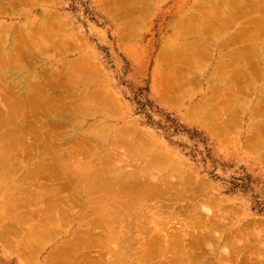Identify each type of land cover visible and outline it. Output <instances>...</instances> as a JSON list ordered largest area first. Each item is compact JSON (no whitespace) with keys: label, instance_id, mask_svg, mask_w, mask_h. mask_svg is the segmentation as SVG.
I'll return each instance as SVG.
<instances>
[{"label":"rangeland","instance_id":"374dc122","mask_svg":"<svg viewBox=\"0 0 264 264\" xmlns=\"http://www.w3.org/2000/svg\"><path fill=\"white\" fill-rule=\"evenodd\" d=\"M45 1H47V0H45ZM45 1L42 0L41 3H36V4H33L32 6L26 5L27 7H25V8L22 7L23 9L21 8L22 10L20 9V7H17L18 8L17 15H15L11 19L9 17H0V23L3 22L5 24L8 22H11V21L16 22L18 19H19V21L25 20L26 17L27 18L30 17V19H32V20H39V19H42L43 16L45 17V15H47V14L48 15L53 14L52 16H55V18L57 17L58 19L61 18L60 20H56L57 18L54 19L55 24L60 23L61 25L59 24V26H58V28L60 27L59 30H57L58 28L54 29V26L52 27V29H54L55 33H57L58 35L56 37H54L53 35L51 36L55 39L59 37V39L56 40V42H58L57 45H60V47L58 48V51L56 49V47H58V46L54 47L55 49H53V48L50 49V45L47 44L48 46L46 45V48L45 49L43 48L45 50V53H44V50H43V52L42 51L39 52V50H37V49L35 51L34 50L30 51V53H27V54L22 53L23 58L24 59L26 58L28 60V62L30 61L29 66H26L27 68L25 70L23 68L21 70H19V68H17L19 70V71L16 70V71H18V73L16 71L13 72V70L16 68L15 67V68H12L13 70L9 69L10 73L7 74L9 76H6L5 70H3L4 74L0 73V77L3 76L0 78V91L2 92V89H4L3 93H2L3 96L2 95L0 96V101L2 103V106H0L1 107L0 110L3 109L0 112H3L4 110H5V112H7V110H9V112H10L12 110V107L10 110L9 105H7V103H6V99H4L6 97L5 93H7L8 98L9 97L16 98V96H17L16 92L19 91L18 85H20V86H21V84L22 85H26V84L29 85V82H31V81L33 82L35 75L36 76L38 74L40 75V73H41L40 71H42L43 69L49 75V77L46 75V78L48 77L47 80L51 77L53 79L58 78V77H56V74L58 76H61V78L59 77V80L56 79L57 81L56 80L53 81V79L51 78L52 80L49 79L48 82H47V80L45 81V77H44V79H42L38 84V87H40V88H41V86H43V87L45 86L46 88L45 87L44 88L48 89V91L55 97H59V94H61L62 91L64 92V94H68V91L72 90L73 88H74V90L76 89V91L78 90L77 93L79 92V94H84V92H89V90L91 91L93 88L99 87L103 83L105 85V87L101 86L102 88H100V87L99 88H100V90L105 88V90L104 91L102 90V91L106 95H104L102 93V91L99 93H101V96L104 95V97L107 95L113 96L112 98L110 97L111 102L109 101V103L113 104L114 108H118L120 112H118V113L116 112L117 114L115 113V115H113V111H114L113 110V111H111L112 115L108 113V115H109V117H108L107 115L104 116V115H94L92 113L90 114L89 113L90 111H87V112L82 111V112H85L86 115L89 113L87 115V117L85 115H83L84 113L81 114V112H79V113L73 115L74 117H72V118H71L72 115L70 116L71 119L69 118L70 119L69 121L71 122V124H70V122L67 121V122L60 124V125L58 123L59 126L57 124H55L56 126H58L57 128H56V126L53 125L55 128L54 127L50 128L49 126H47L49 128H45V129H47L48 131L53 130V131H51L52 135L55 133H56V135H59V136L53 135L54 137L55 136L57 137V138L55 137L56 139H61L60 134H62V133H63L62 134V136H63L64 134L69 133V132L70 133L73 132L75 134V133L81 131L82 132L81 135H82V134H84V130H85V134H87L86 136H89L88 132L93 131V128L91 127V125H92V123H94L97 120V123L100 122L101 126H102V123H104V122H105L104 125L106 123L107 124L105 125V127H103L104 125L102 126L103 131L99 130L101 133V134H98L99 136L96 135V133L99 132V131H97L99 128L98 129L95 128L96 127V125H95L94 131H96V132L91 133L94 136L93 137L92 135H90V136H92L91 139H93V138L96 139L97 136L101 137L102 134L104 135L106 133L107 128L109 130V133L107 132L108 133L107 138L105 135L106 139L110 138V135H111V132L113 129L120 128V127L121 128L126 127L129 129H131L133 127L132 129H134L133 130L134 132H137V133L141 132V134L143 133L144 135H142V137L144 136L145 138L147 137L146 136V133H147V135H150L148 137L149 138L152 137L150 139L151 140L153 139L155 142H153V140L151 141L153 143L152 148L150 147L151 145L150 146L148 145L149 149L148 148H146V149L148 150L149 153H147L148 155L143 154V156L147 157V156L153 155L155 153H160V155H163V156L167 155L169 158H171V161L174 160L173 166L177 167V171L179 170L178 173H180V175L185 172L186 174L185 173L183 174L184 177H187L188 175L191 174L189 177H191V178L194 177L193 178L194 182H197V181L200 182L199 180H203L202 182L205 181V184L208 183L210 185V186H208V184H207V186L209 187V193L206 192L205 194L202 195L203 197L202 196L200 197L201 194H199L197 197L199 199L197 201L199 203L198 207H201L203 204V206H202L203 212H204V210L205 211L209 210L210 215L215 214L217 212L216 209H218L220 202H221L220 203L221 207L220 206L219 207L222 210H224L226 208L225 210H227V211H225V210L223 212L220 211V212H217V214L218 213L224 214L225 212H228V210H231V211L235 210L236 211V214H232L231 211H230L231 213L229 212L230 216H231V214L233 215V218L229 217L225 214L227 216L225 218L229 217L230 222H227L229 220L224 219L226 221L227 225L221 226L220 228L222 230H220L219 226L216 229L213 226L215 223H213L212 226L214 228L212 229V226H210V222H209V227L211 228V229L209 228V230H211V231L216 230V231L215 232L212 231V233H211V234H213L212 237H209L211 234L207 235L209 237V238L208 237L205 238L207 244H205L206 242L202 243V244H205L203 246H202V244H200L201 245L200 251H198L200 248L195 249V251H197V252H195L193 250L195 253H197L195 255H200V254L201 255H204V254L209 255V259H210V262L212 261L211 262L212 264L214 262H216V263L218 262L217 264H235V262H236V264H248L249 262H250L249 264H264V252H263L264 251V232H262V231H264V229H263L264 228V157H263L264 145L261 143V141L259 142V143H261L260 144L261 146L258 145L259 144L258 142H257L258 144H255V146H253V147H250L251 145L250 146L247 145L249 139H251L252 142H254L255 139L253 136H255L257 133H259V131H257L258 126L253 125V124L254 123L257 124L258 122L260 123L261 121H262L261 123H264L263 122L264 121V115L261 114V112L263 114H264V112L262 110H261V112L259 111L261 115H257L258 114V112H257V114L254 116V113H253L255 110V108L253 106L254 102L258 98H261L262 101L264 100L263 99L264 96H262L264 94V86H263L264 85V77L263 76L260 77L261 73H259L262 70H264V54L262 56L263 60L261 62L259 61L260 65H261V67H260L261 70H257V69H260L259 68V66H260L259 62H258V65H257V63L254 65V66H256L254 68H256L258 73H257V71L255 72L253 67L248 68L249 74L252 72L250 75L253 76L252 82L254 85L253 86L254 89L251 88L252 85L248 86L247 88L248 89L250 88L252 90V92L250 89L247 91H243L244 90L243 85H244V83H246V81H244V79H242L243 81H241V79L239 80V78H238L237 79L238 81L236 80V82H237L236 83V82H234L236 78L233 79L234 78L233 77L232 78L233 80H231L232 82L230 81V83H231L230 85L234 84L235 88L238 87L237 89L240 88L242 90V91L240 90V93L242 95L241 94L238 95V93H237L236 96H240L239 98H241V99H243L244 96L245 97L247 96L248 98L247 97L246 98L249 99L250 95H251V98L248 100L249 104L247 103V105H248L247 111H245L246 108L245 109L242 108V110H240L241 108L239 106L241 104H239V106H238L239 99L233 98V96L235 95V93L233 95L234 91L232 92L233 96L231 95L232 97H230L229 99L231 100L232 104H235L233 106H235V107L237 106L240 109L238 108L239 109L238 110V109H236L237 107L236 108L230 107V110L228 109V112H225L223 110H222L223 112L219 111V109H222L220 106L224 105V103L226 104L225 106L232 105V104H229L230 102H228V104L226 103V101L229 100L227 98V92L226 91L228 90V92H229L230 87H227L224 89L225 90L224 92L226 95L224 94L223 91H221V90L219 91V92L223 93V96L221 95V93L220 94L218 93V95L222 96L221 97L222 101H221V98H219V96L217 95L218 96L217 98H219V100L221 101L219 103L221 105L220 106H218L219 104L217 105V107H218L217 111L221 112L219 115H218L217 111H216L217 115L212 114L213 111H212L211 115H209V106H208L209 102L206 104L205 102H207L208 100H207V98H204L205 96L206 97L208 96V99H209V96H211L213 94L212 91L214 90L215 82L209 81V74L213 68V65L215 64L214 60L218 56V49L219 48L225 49L229 46L230 47V48L228 47L229 49L223 50L224 53L225 52L228 53V52L233 51L235 49L240 50V48H242L239 46L237 49V47L235 45L236 43H240V41L235 42V43L232 41V44L230 43V45H229V43H228V46H226V47L224 45H222L221 43L222 42L225 43L226 40L229 37H231V34L233 35L234 30L238 29L237 27H239L240 24H241V27H242L243 23H244V25H246L247 20H248L246 18L247 16L245 15V17H244L242 15H239L238 20L237 21L235 20V22H234L235 24H238V25H234V23H233V27H231V25L228 26L231 29H229L228 27H227V30L225 29L227 33L220 31L219 33H221V34H216V36H213L214 34H212V33L210 34L211 35L210 36L209 35L210 32H208L209 29L206 30L204 27V30H206L205 31L206 35L203 34V36H205V38L207 37L209 39V41L212 43L214 42L215 39H217V41H215L216 45L213 46L212 43L209 42V44H208L206 42L208 39L204 38L206 40L205 42L207 44L206 47L204 46L205 47L204 53H206L205 55L208 56V58H207V56H206V58L205 57L204 58H205V62L207 64H205V62H203L205 65H200L198 63V64H193L191 66L190 63H187V66H185L184 65L185 63L180 64V62L178 63V61L175 60V53H173L174 49L175 48L179 49V47L185 48L186 46L189 47L188 44L191 45L195 41L200 42L196 39L195 35L194 36L192 35V37H194V38L191 37V30H193L194 28L190 30V29H188V27L189 28H192L193 26L195 27L196 26L195 23L196 24L198 23L196 26V29H197L198 26L201 27L203 24L204 25L207 24L209 22V19H208L209 15L208 14L210 11L209 10L210 7H213V8H211V10L213 9L211 11V13L214 15L215 14L214 12L217 10V6L220 5L219 3H216L218 5L214 4V2H217V0H215L214 2H213V0H211V2H210V0H149V1H146V0H140V1L139 0H135V1L134 0L133 1L132 0H116V1L110 0L112 2H114V1L116 2L115 7H113L114 5L111 4L109 2V0H50L48 2H45ZM129 1H130V4H127ZM131 1H132V4L135 3L133 6V7H135V9L130 6ZM246 1L247 0H245V1L243 0L244 3ZM137 2H141V3H137ZM117 3H121V5L117 4ZM125 3H126V5L123 6ZM209 3L210 4L212 3V4L210 5ZM245 4H247V3H245ZM245 4H243V5H245ZM107 5L108 6L110 5L109 7L112 9L111 10L108 9V11H107L108 7L105 8ZM127 5H128V7H127ZM139 7H141L142 9ZM246 7H244V8H246ZM116 8L117 9L119 8L118 10H122V9L123 10L118 11ZM124 8H126V10ZM128 8L130 10H128ZM139 9H140V11H139ZM214 9H216V10H214ZM218 9H219V7H218ZM20 11H21V13H19ZM125 12H127V14ZM217 12H219V11H217ZM203 13L205 16L208 17L207 18L204 16L207 19H204L203 16H199V14L203 15ZM254 13L252 15H254ZM118 14H119V16H118ZM188 14L191 16L188 17L189 16ZM258 14H261V12ZM121 15H123V16H121ZM182 15L187 19H184V17ZM192 15H194V16H192ZM249 15H251V12L249 13ZM115 16H117V18H115ZM181 17H183V19L186 20V22L183 20V22H185V24L183 22H181ZM195 17L198 18V21L194 20ZM239 17L242 18L241 21H240L241 18H239ZM135 18H136V20H135ZM179 18H180V21L177 23L179 25H180V23H183L184 24L183 26L186 25L185 27H183L181 25L183 28H185L187 30L186 33H185V30H183L184 35L180 34L179 29L182 27L177 25V23H176V21H178ZM201 18H203V19H201ZM199 20H201V21H199ZM56 21H59V22L56 23ZM127 21L129 23H127ZM190 21H192V23H190ZM206 21H207V23H206ZM242 21H246V23L242 22ZM130 22H131V24H130ZM134 22L135 23L137 22V23L135 24ZM193 22H194V24H193ZM199 22H202L203 24L200 23L202 25H199ZM125 23H127L128 25H126ZM188 23H190V25H192V27H190V25ZM62 24H63V26H62ZM211 24H212V26L214 24L217 25V22L216 23L211 22ZM132 25H135V26H132ZM124 26H127V28H129V29H127L126 27L124 28ZM121 27H122V29H121ZM208 28H209V26H208ZM123 29L126 31L121 32V31H123ZM198 29H200V28L198 27ZM201 29L203 30L202 27H201ZM127 30H129V31H127ZM197 30H195V31H197ZM228 30H230V32H228ZM181 31H182V29H181ZM188 31L190 34H188ZM203 31H202V33H203ZM125 32H129V34L128 33L126 34ZM192 34H195V33H192ZM122 35H124L126 37H122ZM263 35H264V33H263ZM260 36L261 37H259V38L262 40L263 39L262 34H260ZM53 38L52 39L50 38L51 40H49V42L54 41L55 39L53 40ZM60 38H62V39H60ZM186 39H188V40H186ZM243 39H245V38H243ZM191 40H193V41H191ZM184 41H186L188 44L187 45L184 44L183 43ZM237 41H238V39H237ZM56 42H52V43L56 44ZM63 42H64V45H63ZM241 42H243V40ZM52 43H49V44H52ZM70 43L72 46L70 45ZM73 43H74V45H73ZM54 44H52V46H54ZM220 44L222 46H224V48H221ZM239 45L243 46L242 43ZM43 47H44V45H43ZM48 47H49V49H47ZM211 49L213 50V52ZM52 50H55V51H52ZM46 53L49 56L45 55ZM203 56H204V54H203ZM81 57L85 58L84 60L85 61L87 60L86 62L93 64V66L90 64H88L89 66H85V65H87V63L86 64L83 63L85 68L88 67V68H86V72L89 71L88 73L89 74L91 73L90 74L91 77L89 76V78H91V79H88V82L86 81L85 78L82 79V80L85 79V81L87 83L86 82H78L77 80L79 79V81H80L81 80L80 78H77L76 82H73L74 80H70V78H68L69 80L65 79L64 75H65L66 68H64V66L66 64L72 63L73 60L81 58ZM209 57H210V59H209ZM207 60L211 61V62H208ZM23 61L25 63V60H22L21 62H23ZM28 62H26V63L28 64ZM188 64H189V66H188ZM96 65H98V66H96ZM54 66H55V69L60 70V71L58 70L59 74L56 72V73H54L55 75H52L53 71L55 72V70L53 69ZM90 66L92 67V68H90L92 70L89 69ZM93 67H94V69H93ZM231 67H232V65H229L227 67V68H229L228 69L229 73H231L230 71L233 72V70H234L233 69L234 67H232V68ZM87 69H89V70L87 71ZM96 70H97V73H96ZM228 70L227 71L225 70V71L228 72ZM44 71H42L43 74L45 73ZM61 71L64 72V74L62 73L63 76L61 75ZM179 71H180V73H179ZM30 75H31L32 79L30 78ZM255 77H256V79H255ZM71 78L75 79V77H71ZM248 78L249 77H247V79ZM257 78H259V79L261 78L262 80L259 81ZM26 79L29 80V82H26L27 81ZM63 80H67L69 82L63 81ZM179 80L181 82H179ZM255 80H256V82H255ZM51 81L53 82V85H54V82L56 83L58 81H60V82L63 81L65 83L60 87L61 84L58 82L60 85H57V86L54 85L55 88H53V85L52 86L49 85L52 83ZM239 81L243 82V84L241 83L242 86L236 85V84H238ZM187 82L189 84L186 85ZM180 83L183 84L182 87H181ZM239 84H240V82H239ZM247 84L249 85V83H247ZM36 86L32 87L33 90H31V91L36 92V88H37ZM50 86L52 87V90H50V88H51ZM58 86L60 88H58ZM106 86H107V88H106ZM171 86H174L176 89L171 88ZM26 87L27 86H25V90H24L25 92L21 91V89H20V91H21V96L27 98L32 93H30L28 95L27 90L29 89V87H27V88ZM43 87H42V90H43ZM179 87H181V88H179ZM99 88L98 89L96 88V89L98 91H100ZM182 88H184V89L180 91V89H182ZM37 89H39V88H37ZM170 89L173 91H171ZM174 89H175V93L179 89L178 92L176 93L177 96L174 93ZM11 90L12 91L14 90L13 93H15V94H13V95H16V96H12ZM39 90H40V92H38V93H41V95H38V93H35V92H33V95L35 94L36 96L38 95V97H41L43 95V93L41 92L42 91L41 89H39ZM54 91L58 96L55 95ZM76 91L74 92V94H70V92H69L68 96L69 95L74 96ZM237 91L239 92V90H237ZM253 91H255V92H253ZM262 91H263V93L261 94ZM1 92H0V94H1ZM209 92L211 94H209ZM10 93H11V96H10ZM71 93H73V92H71ZM250 93H252V94H250ZM214 95L211 97L214 98L216 96V95L215 96ZM224 95L226 96L225 99L227 98L226 101L223 100ZM236 96H234V97H236ZM65 97H66V95H65ZM228 97H229V95H228ZM113 98L115 99L113 101H115V103L117 102L116 103L117 105H114V102L112 101ZM66 99H67V97H66ZM180 99L183 101H181ZM202 99H203V101H202ZM204 99L207 101H204ZM215 99H216V97H215ZM241 99H240V101H242ZM219 100L213 101V99H211V101H213L214 104H217L219 102ZM177 102L179 105L177 104ZM197 102L203 104V106H202L203 112L205 109H206V112H204V113L202 111L199 112L200 111L199 110L198 111L199 114H197V113L195 114L194 112L196 110H194V109L189 110L190 106L194 105V103H196L195 108H197V106H198ZM215 102H217V103H215ZM115 106H117V107H115ZM214 107H216V106H213V110H214ZM224 107H223V109H224ZM226 108H228V107H225L224 110H227ZM34 109L36 110L37 108H34ZM34 109H33V111L31 110L32 113H34L36 111H38L42 114L45 113L44 109L42 110V108L41 109L38 108V110H36V111H34ZM232 109L233 110L236 109L234 111V113H232L233 112ZM191 110L194 112H192ZM231 110H232V112H231ZM24 111H21V112H24ZM16 112H19V110L18 111L16 110ZM30 113L31 112L28 111V114H30ZM201 113H203V114H201ZM222 113L224 115H222ZM225 113H228L227 115L231 114L232 117L235 116V119L233 118L234 120L232 122L228 121V119H227L228 116ZM25 114H27L26 111H25ZM251 115H252V117L254 116L253 119H252ZM75 116L78 118H76ZM231 116L229 117V120L232 118ZM43 118L45 119V117H43ZM203 118L206 120L205 123H203V121H201ZM224 118H226V119H224ZM29 119L33 120L32 117H30ZM19 121H21V119ZM216 121H218V123ZM100 123H98V124H100ZM98 124H97V126H98ZM4 125L6 127L2 125V128L0 127L1 128L0 133L6 134V131L12 132V130H10V129H13L12 126H8L7 123ZM62 125H64V126H62ZM50 126H52V125H50ZM129 126H131V127H129ZM60 127H61V129H60ZM87 127H89V128L91 127L90 131H89V128H87ZM99 127H100V125H99ZM259 129H260V127H259ZM137 130L140 132H138ZM104 131H105V133H102ZM48 133H46V134L48 135ZM253 133H254V135H253ZM262 134H263V132L260 133L261 138L259 137V134L256 135V138L258 136L260 138L259 140L264 141L263 140L264 138L262 139V137H264V134H263V136H262ZM103 135H102V137H103ZM2 136H4V134ZM9 137H11V136L9 135ZM98 137H97L98 140L101 139ZM24 138L27 140H25ZM31 138L32 137L29 138L28 136L23 137V140L27 141L26 143L24 141V144L22 146V149L24 148V146H26L24 148L25 152H26V148H27L26 144L33 141V139H31ZM105 138L103 137V140ZM118 138H120L119 135H118ZM145 138L142 139V140H144L143 141L144 144L147 141ZM29 139H31V141ZM23 140H22V142H23ZM259 140H256V141H259ZM101 141H102V139H101ZM60 142H59V140L56 141V143H59L61 145H65L63 147H60L61 149L62 148L66 149L68 144L67 143L65 144V142L63 143V140ZM151 142L147 141V143H150V144H151ZM249 142H251V141H249ZM16 145H15L16 147L14 146L16 149L12 148L11 147L12 145L8 146V147H11V149H14V150L7 149L10 153L12 151L11 155H17L16 152L18 149H20L18 147V145H20V144H16ZM2 147L0 148V151H1ZM8 147L7 146L3 147L2 151H1L2 153L5 152V154L2 157H0V159H2L5 156V158L3 159L5 164H7L10 161L7 159H11V157L13 159L11 161L12 162L14 161V157L13 156L10 157L9 156L10 153L5 149ZM20 147H21V145H20ZM24 149L21 150L20 153H19V151L17 152L19 154H21L22 152L24 153L21 155H17V157L18 156L24 157V155H25ZM3 150H6V151H3ZM147 150L145 151V153L147 152ZM29 151L30 150H27L28 155L31 153V152L29 153ZM34 151H35V153H34ZM34 151H32V153H34L33 154L34 157L32 155V157L34 159H32V157H31V160H30L29 159L30 157L27 155V157L25 156V158H23V157L20 158V160H19L20 165L16 162L17 165H19L20 167L23 168L21 170V168L18 166L20 168L19 170H21L20 172L18 171V168H16V171H18L19 174L14 170V168L16 167L15 166L16 163H15L13 165L14 168L12 166H9L8 170L5 171V173H6V176H4L5 180H1L2 176L0 175V181H3V183H4V184H2L4 186H2V189L0 190V264H72L74 262H76L74 264H86L87 262H88V264H93V262H92V261H94L93 258H95V261H96V259L98 260L99 257L102 258V259L101 258L100 259L103 260V262H101V260L100 261L98 260V261H96V263L98 262L97 264H99L100 262L105 263L108 261H109L108 264H110V261L113 260V258H114V256L111 255L112 254L111 251H113L112 248H114V251L116 253V250L118 249V248L116 249V246L120 245L118 247H121V248L123 247V249H124V247H126L127 244H129V243H126V245H125L124 241H121L122 242V244H121V242L113 241L114 240L113 239L112 243L109 242L110 244L109 243L106 244L107 246L109 244L112 247V248H109L110 246H108L110 253L104 251L103 249H102L103 252H99L100 248L96 247V249H95V246L91 247L92 250L89 247H87V245L90 244V242H92V239H86V240L80 239L81 242L83 243V245L81 244V242H78V244L76 245L75 243H77V241H80L79 238L78 239L76 238L77 241H75L76 239L71 238L74 235L73 234L71 236V234L73 232H76L75 228H76L77 224L80 223L79 221H76V219H78L77 217L79 214H82L80 212L85 213V209H87L89 207V206L87 208L84 207V202H83L84 197L82 196L83 192H81L79 187H75L76 185L74 183H72V185L69 184L70 185V186L68 185L69 188L67 186H65L64 188H63V186L61 187L62 184H60V183L61 182L65 183L64 180H61V182H60L59 181L60 179H58L60 177H57L56 175L54 176L52 173H51L52 176H50V174L48 173L49 169H45L46 168L45 166H44V169L47 170L46 171L47 173L43 172L44 169H43V171L40 170L43 168V166H41V168H39L40 166L38 167L39 170L41 172H43V174H41V175L39 174L41 172L38 173L41 177L38 175L39 177H37L36 179L31 178L32 181L29 180L30 177H27V180L25 179V181L22 180L23 177H26V176H24V173H26V170L29 167H32V165L34 166L37 163V161L35 159V155L37 154V152L41 151V149L35 148ZM48 155L45 156V158H44L45 161L42 160L43 163L46 162L47 159H49V160H47V162H51L50 159H52L53 155L52 156H48ZM17 157H15V159ZM49 157H51V158H49ZM80 158H82L81 155H80ZM144 158L141 159V157H140L139 160H141V161H139V162L144 163ZM17 159H16V161H17ZM82 159H84V158H82ZM3 160H0L1 166H3V164H2ZM25 160H26V162L24 163ZM5 164H4V168L6 170L10 163L7 165H5ZM36 165H39V164H36ZM10 167H12V169L14 171ZM129 168L130 167L128 166V169ZM182 170H183V172H182ZM49 172H51V170H49ZM56 172L58 173V171H56ZM12 173L16 174L15 176L13 175L15 178H14V180H13V178H11L13 181H10L11 183H7L6 178L11 180L10 177L12 176ZM188 173H190V174H188ZM58 174H60V173H58ZM65 174L68 175L67 172ZM176 174L177 173H175L173 175V177H171V179H173V178L177 179L179 177L181 178L180 175L178 176V174L177 175ZM46 175H49V176H46ZM58 176H61V175H58ZM47 177H49V178H47ZM52 177H53V179H51ZM49 179H51V180H49ZM56 179H58L59 183L57 181H55ZM61 179H62V177H61ZM9 180H8V182H9ZM21 180H22V182H21ZM189 180H190V178H189ZM190 181H192V180H190ZM36 184L37 185L39 184L40 187H42L44 184L45 185L48 184L50 186L53 185V187H55V185L59 184L61 189L57 188V187H59L58 185L56 186V188L58 191L61 190V192L59 191L60 193L57 192L56 194H54V195H56V196H54L55 198L60 196L57 199L58 201H56V203L60 202L59 205H58V203L57 204L53 203L54 205L56 204L54 206L51 202L48 201V200H50L48 197L53 196V194H50L49 193L50 191H48V188H50V187L44 185L43 186L44 189L42 190V189H39L40 187L38 186L39 187L38 188L36 186ZM33 185H35L37 188L36 187L32 188ZM29 186H31L30 188H28L30 193H27L26 188ZM46 187H48L46 189L47 191L45 190ZM53 187L51 189H53ZM211 187H214L213 188L214 190ZM16 188H18V189L21 188L20 190L24 189L25 190L24 192H26L25 193L26 195L32 194L35 190L43 192V194L45 192L46 193L48 192V194L45 193L46 195H44V198H42V199H44V201L41 199L43 202L38 201L39 202L38 203L36 201L37 207H36L35 202H34L35 197L33 196L34 198L32 201L31 200L32 195H30L29 199L31 200V202H30V200H29V202L27 201L28 200L27 197H26L27 199L21 198V199H25V200H21L22 202H20V203H19V201L18 202L16 201L18 204L17 203H15L16 205L13 204V207H16V208L11 207V209H9L8 206H5L2 203V200L4 198L5 199L9 198L7 196L8 195L10 196V194L12 192L17 193L16 196L20 200V197H18L19 194L17 192L19 190H17ZM56 188H54V189H56ZM31 191H33V192H31ZM78 192H79V194H78ZM14 193L11 194V196H12L11 201L14 200V202H15L14 198L16 196L14 197V195H15ZM80 193H81V195H80ZM25 194L21 193V196L22 195L25 196ZM60 194L62 195L63 198H65V200L66 199L67 200L62 201ZM50 195H52V196H50ZM11 196H10V199H11ZM45 196H47L48 199ZM64 196H66V197L68 196L69 198L68 197L66 198ZM54 197L51 199H54ZM187 197H185V198H187ZM211 197H213V198H211ZM17 198H16V200H17ZM185 198L184 199L182 198L180 201L174 200L173 204H171L172 207L174 206L177 209L178 205L184 206V205H189V203L193 204V202H195L194 199L191 200V199H189V197H188V199H185ZM78 199L80 202L78 201ZM160 199H161L160 201L156 200L157 203L155 202V199H152V200L150 199L151 201L149 199L139 200V202L135 201L134 202L135 204L133 203L134 206L131 205L129 207V209L131 211L130 210H129L130 212L126 211L127 213H129V216L126 213V216L119 218V220L116 219L117 221L115 220V222H114V220L113 221L111 220L109 222L110 223L114 222L115 226H114V224L113 225L111 224V225L114 226V229H116L115 227H117V226H119V227L121 226V228H123L125 226L126 221L123 220L125 218H126V220L129 219L130 221L133 218L136 219V220L133 219V221H131V224H132V222H133V224L135 222L137 224H140V222L138 223V221L140 219H143L141 221V225L143 226L145 224L146 226L149 225V227H150L151 222H149V221H152V219L154 220V218L156 216L150 217V215H148V213L150 212L151 207L155 206L156 204L158 206L159 204L163 203V199L162 198H160ZM206 199H207V201L208 200H210V201L206 202ZM218 200L220 202H218ZM23 201H27V202H23ZM51 201L53 202V200H51ZM47 202H48V205H49V203H51V207L52 206H54V207L51 208L50 205H49V207H48V205L46 206ZM61 202H63V203L65 202V204H62ZM76 202H78L80 205L78 206V204ZM216 202H217L218 206H217ZM26 203H28V204L25 205ZM66 203L69 207H65ZM74 203H76V205ZM211 203H213V207L209 206V205H212ZM23 204H24V206H23ZM61 204L63 207H61ZM87 205H90V204L88 203ZM73 206L74 207L77 206V208H75L76 210L74 211V213L72 212V214H69L70 212H68L67 209L70 208L73 211L74 210ZM157 206H155V207H157ZM215 206H216V208H215ZM17 207H18V209H17ZM205 207L207 208V210L205 209ZM222 207H224V209ZM53 208H54V210H53ZM58 208H61L60 211L63 210L64 212L68 213V214L66 213L65 215H68V217L70 216V218H69L70 223L68 222L69 219H67V216H65V217L67 219V222L70 225L64 221L63 225L65 226V228H64V226L62 228V223H61L59 230L57 229V230H55V232H54V230H52V233H53L52 236H54V237L50 236L52 234L51 231H45V230H43L44 233L40 232L36 235V233H37L36 232L34 234L32 228L36 229L35 227L38 226V229H40L39 227L43 226V223H45L47 220H48L47 226L49 225V226H51V227L48 226L49 229H51V228L53 229V224L56 223V221L54 220V215L55 214H56L55 216L58 215L56 212L55 213H53V212L56 211ZM82 208H83V210H82ZM212 208L213 209L215 208L214 210L216 212H214ZM220 208H219V210H220ZM36 209L38 211H36ZM89 209H90V207H89ZM238 210L240 212H238ZM43 211H46L47 213L44 212L45 215H41V213L43 214ZM63 211H62V215H63ZM87 211H88V209H87ZM212 211L214 213H211ZM20 212H23V215L32 214V216L28 215L29 216L28 218H30V217H33V218L28 220L27 222L23 221L24 224H23V222L22 223L20 222L19 226H18V224L13 225V216H16L17 214H21ZM35 212H37V213H35ZM57 212L59 213V210ZM144 212H145L146 221L148 220V222L144 221L145 220L144 215H142V214H144ZM206 213L205 212L202 213L203 215H201V216L205 217L208 214V213L207 214ZM229 213H227V214L229 215ZM33 214H34V216H33ZM59 214H61V212ZM136 214L137 215L141 214V216L138 215L140 218H138V216ZM149 214H151V213H149ZM182 214L183 213H180L181 216H182ZM223 214L221 215L222 216L221 219H223V217L225 216ZM237 214L239 217L237 216ZM40 215L42 216V218ZM131 215L133 216V218ZM216 215H214V217L212 216V219L215 218ZM234 215H236L237 218L234 217ZM45 216H48V217H45ZM164 216L165 215H163V217ZM174 216H176V215H174ZM174 216H173V218H169V220H168L169 222H167L165 220L166 219L165 217H164L165 219H162L160 217L162 220L159 219L158 217H156V218H158V219L154 220V221H156L155 222L156 225L154 224V221H152L153 222L152 225H155L156 227L159 226L161 228H164V230L167 228L169 230H171L174 227L179 226V223L177 224L178 221H176ZM181 216L179 218L184 219V217H183L184 215L182 216L183 218ZM62 217L60 215V218H62ZM65 217H63L62 220H64ZM90 217L91 216H89L88 218H85V219L86 220L91 219L92 217L91 218ZM141 217H143V218H141ZM218 217H220V216L218 215ZM28 218H26V219H28ZM44 218L45 219L47 218L46 221L44 220ZM137 218L139 219L138 221H137ZM149 218H152V219L150 220ZM209 218H211V216ZM42 219H43V221H42ZM50 219H51L52 225H51ZM219 219L220 218L216 219V222L218 220L220 223L221 220H219ZM78 220H80V219H78ZM157 220L162 221L161 222L162 224L160 223V221H157ZM224 220H222V221L224 222ZM80 221L84 222L85 220L82 219ZM209 221H210V219H209ZM109 222H108V224L106 223L107 225L104 223V225H105V226L103 225L104 229L114 230L113 228H110ZM165 222H166L167 226H166ZM250 222H251V224H250ZM121 223L124 225H122ZM243 223H245L244 224L245 227L248 226L247 229H249V231L253 230L252 231L253 233L252 232L249 233V231L247 230L248 233L246 234L245 233L246 230L243 227ZM173 224H175L174 227H173ZM255 224L259 225L256 228L257 231H255V229H254L256 227ZM20 225H21V227H20ZM215 225H217V223ZM220 225H222V223H220ZM17 226L19 228H17ZM108 226H109V228H105ZM239 226L240 227L242 226L243 227L242 229L245 231H243ZM251 226H252V228H253V226H255V227L253 229H250ZM119 227L117 228V230L121 229ZM236 227H238L239 229H237ZM259 227H260V229H259ZM81 228L82 227H80V229ZM97 228H98V226H97ZM100 228L97 229V231L94 230L95 228H93V230L98 232V233L101 230L103 232L104 230L103 229L100 230ZM235 228L237 229V231H239L241 229L242 231H239L241 233V234L239 233L240 236H242V235L245 236V234H246V238L244 236L238 237V235L235 238V236L233 234V233L237 234L236 232H234ZM66 229H67V231H66ZM190 229H191L190 232L193 231L194 233L193 232L192 233L194 235H196L198 233V231L196 232L195 230L199 229V233H200L201 226H194V227H191ZM261 229H262V231H261ZM63 230H65V231H63ZM259 230H260V233L262 232L261 234L258 233ZM40 231H41V229H40ZM59 231H61L60 234H59ZM203 231H204V229L202 227V232ZM231 231H233V233ZM254 231L256 232V234ZM46 232L48 235H46ZM48 232H50V233H48ZM96 232H94V233H96ZM102 232H101V234H102ZM227 232H230L231 233L230 235L232 236V234H233V236H234V237L232 236L234 239H232L230 237L231 238L230 240H233V242H234L233 243L234 249L238 245L237 249L239 251L240 250L244 251V252H242V251L239 252L237 250V252L239 254L237 252L236 253L239 256L236 255V253H235L236 250L234 251L233 248L231 247V245L229 243V237H228L229 234ZM199 233L196 236H198V235L200 236ZM251 233L253 235L255 234V235H260V236H258V237L254 236L255 237L254 238L253 235L251 236ZM201 234H203V233H201ZM249 234H250V236H247ZM215 235L219 238H217ZM47 236H49V237H47ZM214 237H216V238H214ZM220 238H222V239H220ZM227 238H228V241L227 240L225 241V239H227ZM68 239H70L71 241ZM216 239H219V240H216ZM247 239H248L249 244L247 242ZM89 240H90V242H89ZM109 240L111 241V239H109ZM109 240H107V241H109ZM64 242H66L67 245L65 244V246H64ZM84 242H89V243L85 246ZM106 242H104V243H106ZM139 242L140 243H137L134 245L133 250L132 249L130 250L128 248H127V250H125V249L123 250L124 252H126L125 253L126 259L125 258H124V260H123V258L120 259L123 262L119 261L118 255H117V257L114 258V259L118 258L117 261L114 260L112 262L114 263V262L119 261L120 262L119 264H130L129 255L133 254L134 251L136 252L138 250V245H140L142 243V240H140ZM230 242L232 243V241H230ZM236 242H238V243L244 242V245L241 243H239L240 244L239 245ZM93 244L94 243H92V245H90V246H93ZM234 244H236V245H234ZM246 244H248L246 246V248H248V250L252 249L251 252L247 251V249H244ZM72 245L73 246L76 245V247L78 246L77 249L75 246L73 247ZM80 245L84 248L81 251V252H84V254L82 255L83 257L81 256L82 253L79 251ZM253 245H255V246H253ZM204 246H206L207 249H211V248L212 249L210 251L206 250V248ZM239 246H241L243 248H240ZM252 246L254 248H256L257 252ZM66 247H67L68 251H67ZM82 247H81V249H82ZM202 247H204V248H202ZM86 248L89 249L90 251L89 250L87 251ZM228 248H230V249L232 248V249L229 250ZM69 249H70V251H69ZM203 249L206 250L205 251L206 253L205 252L203 253V251H204ZM232 250H233L235 256L234 255L230 256V253H233V252H230ZM77 251L80 254H76ZM91 251H92V253H91ZM71 252H72V255L75 252L76 253L72 256V255H70ZM98 252L102 255L100 256ZM104 252H106V255L105 254L103 255ZM107 253H109V255ZM167 253H165V255H170L169 252H167ZM225 253H227V255L229 253V257ZM242 253L244 255H242ZM251 253L252 254L254 253V254L252 255ZM89 254H91V255H89ZM133 255H135V254H133ZM163 255H164V252H163V254L161 253V255L159 257L157 256L156 258L159 260L160 259L162 260V258H164V257H162ZM219 255L221 256L220 260H219ZM222 255L223 256L226 255V256L223 257ZM86 256H88V257L90 256L89 258L92 259L91 263H89L90 262L89 259H86L87 258ZM121 256H124V255H119V257H121ZM236 256H238V257H236ZM210 257H212V258H210ZM241 257H243V258H241ZM247 257H248V260H246L247 263L246 262L243 263V261H245L244 259L245 258L247 259ZM256 257L259 261L261 260L262 263L261 262L259 263V261L256 260ZM69 258H70V260H69ZM71 258L72 259L74 258V259L71 260ZM83 258L86 259L87 261L86 260L84 261ZM106 258H107V260L109 258L110 259L108 261L107 260L105 261L104 259H106ZM251 258H253V259H251ZM81 259H82V261H81ZM70 261H72V262L70 263ZM255 261H257V262H255ZM114 264H116V263H114Z\"/></svg>","mask_w":264,"mask_h":264},{"label":"bare ground","instance_id":"6f19581e","mask_svg":"<svg viewBox=\"0 0 264 264\" xmlns=\"http://www.w3.org/2000/svg\"><path fill=\"white\" fill-rule=\"evenodd\" d=\"M39 1V2H38ZM41 1L42 0H0V17H9L10 19L11 18H13L15 15H17V10H18V8L17 7H20V9L22 8V7H27L26 5H29V6H32L33 4H36V3H41ZM45 1V0H44ZM48 1H50V0H47V1H45V2H48ZM116 1V0H115ZM112 2V1H110L109 0V2L111 3V4H113L112 6L113 7H115V4H116V2ZM133 1V0H132ZM132 1H131V7H133L134 6V4H132ZM135 1V0H134ZM140 1V0H139ZM146 1H149V0H146ZM215 0H213V2H214ZM245 1V0H244ZM145 2V1H144ZM210 2H211V0H210ZM107 3V2H106ZM137 3H141V2H137ZM216 3H219L220 5H218V4H216ZM245 3H247V4H245ZM243 2V0H217V2H214V4L215 5H218L217 6V10L216 9H214V10H216L214 13V15L211 13V11L213 10H211V8H213V7H210V11H209V18L207 17V16H205L204 15V13H203V15H200L199 14V16H205V17H207L208 19H209V22L207 23V21H206V23L208 24H203L202 22H199V25H202L201 27L203 28V30H204V27H205V29L207 30V29H209L208 30V32H210L209 33V35L212 33V34H214L213 36H216V34H221V33H219L220 31H223V32H226V30H227V27L228 26H230L231 25V27H233V23L235 22V20L237 21L238 20V16L239 15H242V16H244L245 17V15L247 16L246 18L248 19H246L247 20V23H246V21H242V22H245L246 23V25H244V23L242 24V27H241V24H240V26L239 27H237L238 29H235L234 30V33H233V35L231 34V37H229L227 40H226V42L225 43H221L222 45H224L225 47L226 46H228V43H229V45H230V43L232 44V41L235 43V42H239L240 41V43H236L235 45H236V47H237V49H238V47L240 46V47H242V48H240V50H233V51H230V52H223V50H227V49H229L228 47L227 48H225V49H218V56L216 57V59L214 60V65H213V68H212V72L210 71V74H209V81H211V82H215V86H214V90L212 91L213 92V94L211 95V96H213L214 94L216 95H214L215 97H216V99H215V97L213 98V97H211V96H209V99H208V96L206 97H204V98H207V100H205L204 99V101H207V102H205L206 104L209 102V104H208V106H209V115H211V113H212V111H213V113L212 114H216V111H217V109H218V107H217V105L222 101V96H223V93H221V92H219L220 90L221 91H225L224 89L225 88H227V87H230L229 88V92H228V90L226 91L227 92V98L229 99L230 97H232L233 95H234V93H235V95L234 96H236L237 95V93H238V95L239 94H241L240 93V88L239 89H237V88H235V85L233 84V85H230L231 83H230V81L231 80H233V79H235V81L234 82H236V80L239 78V80L241 79V81H243L242 79H244V81H246V83H244V85H243V87H244V90L243 91H247V90H249L247 87L248 86H250V85H252V89H254L253 88V80H252V77L253 76H251L250 74L252 73H250L249 74V70H248V68H252L253 67V69L255 70V72L257 71V70H261V65H260V62L263 60V58H262V56H263V54H264V35H263V33H264V0H247L246 2ZM117 4H120L121 5V3H117ZM127 4H130V1L127 3ZM210 4V3H209ZM212 4V3H211ZM210 4V5H211ZM243 4H245V5H243ZM126 5V3L123 5V6H125ZM137 5V4H136ZM139 5V4H138ZM209 5V6H210ZM214 5V6H215ZM244 7H246V8H244ZM110 6V5H109ZM108 5L105 7V8H107V11H108V9H112V8H110ZM118 6V5H117ZM116 6V7H117ZM140 6V5H139ZM213 6V5H212ZM120 7V6H119ZM127 7H128V5H127ZM218 7H219V9H218ZM221 7V8H220ZM134 9H135V7H133ZM138 8V7H137ZM139 8H141V7H139ZM243 8V9H242ZM23 9V8H22ZM21 9V10H22ZM117 9V8H116ZM119 9V8H118ZM117 9V10H118ZM125 10H126V8H124ZM142 9V8H141ZM106 10V9H105ZM109 10V11H110ZM123 10V9H122ZM122 10H118V11H122ZM124 10V11H125ZM128 10H130L129 8H128ZM255 12H253V11ZM138 11V10H137ZM139 11H140V9H139ZM144 11V10H143ZM217 11H219V12H217ZM251 12V15L254 13V15H249V13ZM111 12V11H110ZM217 12V13H216ZM249 12V13H248ZM261 12V14H258V13H260ZM19 13H21V11L19 12ZM113 13V12H112ZM126 14H127V12H125ZM135 13V12H134ZM133 13V14H134ZM247 13V14H246ZM212 14V15H211ZM258 14V15H257ZM53 14H47V15H45V17L43 16L42 17V19H39V20H32V19H30V17H26V19L25 20H20L19 21V19L16 21V22H8V23H0V73H2V74H4V72H3V70H5L6 71V76H9V75H7V74H9L10 73V71H9V69H11V70H13L12 68H15L14 70H13V72L14 71H16V70H18L17 68H19V70H21L22 68L25 70L27 67L26 66H29V62H28V60L25 58H23V55H22V53H30V51H35L36 49L37 50H39V52L40 51H42L43 52V50L46 48V45L48 44V45H50V49H55L54 47H56V46H58V47H56V49H57V51H58V48L60 47V45H57L58 44V42H56V40H58L59 39V37L58 38H53V37H51L52 35L54 36V37H56L58 34L57 33H55V30L54 29H57L58 28V26H59V24L60 23H57V22H59V21H56V23L57 24H55L54 23V19H56L55 18V16H52ZM55 15V14H54ZM132 15V14H131ZM189 15V14H188ZM207 15V14H206ZM250 17H249V16ZM118 16H119V14H118ZM121 16H123V15H121ZM133 16V15H132ZM183 16V15H182ZM187 16V15H186ZM191 15H189L188 17H190ZM192 16H194V15H192ZM184 17V16H183ZM183 17H181V22H183V20L184 19H187V18H185L184 17V19H183ZM204 17V19H207V18H205ZM243 17V18H244ZM115 18H117V16H115ZM120 18V17H119ZM125 18V17H124ZM131 18V17H130ZM129 18V19H130ZM197 17H195L194 18V20H196V21H198V18L196 19ZM239 18H241V17H239ZM61 19V18H60ZM60 19H56V20H60ZM132 19V18H131ZM191 19V18H190ZM201 19H203V18H201ZM135 20H136V18H135ZM242 20V18L240 19V21ZM245 20V19H244ZM123 21V20H122ZM180 21V18L178 19V21H176V23L177 22H179ZM185 22H186V20H184ZM193 21V20H192ZM192 21H190V23H192ZM199 21H201V20H199ZM205 21V20H204ZM55 24H53V23ZM185 22H183L184 24H185ZM211 22H214V23H216L217 22V25H213L212 26V24H211ZM127 23H129L128 21H127ZM127 23H125L126 25H128ZM135 23V22H134ZM137 23V22H136ZM135 23V24H136ZM183 23H180V25L177 23V25H179V26H183L184 24ZM190 23H188L189 25H190ZM200 23H202V24H200ZM238 23V22H237ZM130 24H131V22H130ZM187 24V23H186ZM193 24H194V22H193ZM198 24V23H197ZM197 24L195 23V25L197 26ZM61 25V24H60ZM65 25V24H64ZM207 25V26H206ZM234 25H238V24H235L234 23ZM244 25V26H243ZM54 26V29H52V27ZM62 26H63V24H62ZM130 26V25H129ZM132 26H135V25H132ZM181 26V27H182ZM186 26V25H185ZM185 26H183V27H185ZM196 26L194 27H192V25H190V27H192V28H189L188 27V29H195V30H197L198 29V27L200 28V29H198L197 31H195L194 29V31L193 30H191V37H192V35L194 36L195 35V37H196V39L198 40V41H200V42H196L195 40V42H191L192 44L190 45V44H188L186 41H184L183 43L184 44H188L189 45V47L188 46H186L185 48H183V47H179V49L178 48H175L174 49V52L173 53H175V60L176 61H178V63L180 62V64H183V63H185L184 65L185 66H187V63H190L191 64V66L193 65V64H200V65H205V64H207L206 62H205V58H206V56L207 55H205L206 53H204L205 52V47H206V42L209 44V39L206 37L205 38V36H203V34H205L206 35V30H202L201 29V27L200 26H198L197 27V29H196ZM208 26H209V28H208ZM127 28V26H124V28ZM180 28L179 29V31H180V34H183L184 35V33H183V30H185V33H186V29L185 28ZM229 29H231L230 27H228ZM60 29V27L57 29V30H59ZM121 29H122V27H121ZM127 29H129V28H127ZM133 29V28H132ZM131 29V30H132ZM181 29H182V31H181ZM212 29V30H211ZM226 29V30H225ZM56 30V31H57ZM65 30V29H64ZM124 31H126V30H124L123 29V31H121V32H124ZM127 31H129V30H127ZM133 31V30H132ZM135 31V30H134ZM178 31V32H179ZM202 31H203V33H202ZM232 31V30H231ZM177 32V33H178ZM182 32V33H181ZM228 32H230V30H228ZM126 34L128 33L129 34V32H125ZM132 33V32H131ZM192 33H195V34H192ZM227 33V32H226ZM124 34V33H123ZM179 34V33H178ZM188 34H190L189 33V31H188ZM187 34V35H188ZM260 34H262V37H263V39L261 40L259 37H261L260 36ZM225 35V34H224ZM211 36V35H210ZM212 36V37H213ZM223 36V35H222ZM244 36V37H243ZM122 37H126V36H124V35H122ZM190 37V38H191ZM53 38V40L54 41H50L49 42V40H51V39ZM192 38H194V37H192ZM191 38V39H192ZM208 39L207 41L205 40V39ZM217 38V37H216ZM243 38H245V39H243ZM60 39H62V38H60ZM212 39V38H211ZM214 39V38H213ZM237 39H238V41H237ZM241 39V40H240ZM186 40H188V39H186ZM243 40V42H241ZM190 41V40H189ZM188 41V42H189ZM191 41H193V40H191ZM206 41V42H205ZM215 41H217V39H215L214 40V44L212 43V42H210V43H212V45L214 46V45H216L215 44ZM263 41V42H262ZM52 42H56V44H54V43H52ZM62 42V41H61ZM77 42V41H76ZM49 43H52V44H54V46H52V44H49ZM190 43V42H189ZM242 43V45L243 46H241V45H239V44H241ZM183 44V45H184ZM220 44V45H221ZM238 44V45H237ZM43 45H44V47H43ZM47 45V46H48ZM62 45V44H61ZM63 45H64V42H63ZM69 45V44H68ZM70 45H71V43H70ZM73 45H74V43H73ZM221 45V48H224V46H222ZM234 45V46H235ZM41 46V47H40ZM72 46V45H71ZM205 46V47H204ZM34 47V48H33ZM188 47V48H187ZM44 48V49H43ZM42 49V50H41ZM47 49H49V47L47 48ZM46 49V50H47ZM212 50V49H211ZM52 51H55V50H52ZM38 52V51H37ZM41 52V53H42ZM212 52H213V50H212ZM211 52V53H212ZM44 53H45V50H44ZM209 53V52H208ZM43 54V53H42ZM202 54V55H201ZM203 54H204V56H203ZM45 55H47V53L45 54ZM199 55V56H198ZM217 55V54H216ZM34 56V55H33ZM36 56V55H35ZM47 56H49V55H47ZM210 56V55H209ZM38 57V56H37ZM205 57V58H204ZM211 57V56H210ZM210 57H209V59H210ZM207 58H208V56H207ZM25 60V63H24V61L23 62H21L22 60ZM85 58H78V59H75V60H73V62L72 63H69V64H66L65 66H64V68H66V71H65V79H67V80H69L68 78H70V80H74L73 82H76V79L77 78H80L81 80L79 81V79L77 80L78 82H88V79H91V78H89V76L91 77V73L89 74L88 72V70L90 69V68H92L91 66L89 67V69H87V71L88 72H86V68H88V67H86L85 68V66H89L88 64H90V65H92L93 66V64H91V63H89V62H86L85 60H84ZM89 59V58H88ZM21 60V61H20ZM85 61V62H84ZM208 61V60H207ZM260 61V62H259ZM26 62H28V64L26 63ZM203 62H205V64L203 63ZM208 62H211V61H208ZM258 62H259V68L260 69H257L256 70V68H254V67H256V66H254L256 63H257V65H258ZM24 63V64H23ZM83 63H87V65H83ZM203 63V64H202ZM26 64V65H25ZM183 65V66H184ZM210 65V64H209ZM229 65H232V67H234L233 69V72L232 71H230L231 73H229V68H227ZM24 66V67H23ZM96 66H98V65H96ZM188 66H189V64H188ZM231 67V68H232ZM58 68V67H57ZM258 68V67H257ZM52 69V68H51ZM53 69L55 70V72L53 71V74L52 75H55L54 73H58L59 74V71L57 70V69H55V66L53 67ZM93 69H94V67H93ZM98 69V68H97ZM100 69V68H99ZM18 70V71H19ZM90 70H92V69H90ZM228 70V72H226V71ZM18 71H16L17 73H18ZM42 71H44V69L42 70ZM42 71H40L39 73H40V75L38 74L37 76L35 75V77H34V80H33V82L31 83V82H29V80H27L26 82H29V85H22L21 84V86L20 85H18L19 87V91L18 92H16V95H13V94H15V93H13V91L11 92L12 93V96H16V98H13V97H9L8 98V96H7V93H5V95H6V97L4 98V99H6V103H7V105H9V107H10V110H11V107H12V110L9 112V110H7V112H5V110L3 111V112H0V127L2 128V125L3 126H5L4 124H6L7 123V125L8 126H12V128L13 129H10V130H12V132H8V131H6V134L5 133H3L4 134V136H2L3 134L2 133H0V148L3 146V147H8V146H11L12 148H14V149H16L15 147L17 146L16 144H20L21 145V147H20V145H18V147L20 148V149H18L17 150V152L19 151V153H20V151L21 150H23L26 146H24V148L22 149V146H23V144H24V141L25 140H27V139H25V140H23V137H26V136H28L29 138L30 137H32L31 139H33V141L32 142H30L31 141V139H29L30 141V143H28V144H26L27 145V148H26V152H25V149H24V152H25V155H24V157L23 158H25V156L27 157V155H28V152H27V150H30L29 151V159L31 160V157H32V155L35 153V148H40L41 149V151H39V152H37V154L35 155V159H36V161H37V163L36 164H39V165H32V167H29L27 170H26V173H24V176H26V177H23L22 178V180H24L25 181V179L27 180V177H30V181H32L31 180V178H34V179H36L37 177H39L41 174H43V172H46L47 170H45V169H49V170H51V172H49V170H48V173L50 174V176H52V174L55 176H57V177H60V178H58V179H60L59 181L61 182V180H64V182L65 183H63V182H61L60 184H62L61 185V187L63 186V188L65 187V186H67L68 187V185L69 184H71L72 185V183H74L76 186L75 187H79V189L81 190V192H83L82 193V196L84 197V200H83V202H84V207H90V209H89V207L87 208L88 209V211H87V209H85V213H83V212H80V213H82V214H77L78 215V219H80V220H85L84 222H81L80 220H78V219H76V221H79L80 223H78L77 224V226H76V228H75V231L76 232H73L72 234H71V236L73 235V237H71V238H74V239H78L79 238V240L81 239V240H86V239H92V242H90V240H89V242H90V244H88L89 242H84V245L86 246L87 244L89 245H87V247H89L91 250H92V248L91 247H94L95 246V249H96V247L97 248H100L99 249V252H103L102 251V249L104 250V251H106V252H109L110 250H109V248H112L109 244V242H111L112 243V240L113 241H118V242H121V241H124L123 243L126 245V243H129V244H127V246L126 247H124V249L125 250H127V248L128 249H134L133 247H134V245L135 244H137V243H140L139 241L140 240H142V243L140 244V245H138V250L135 252L134 251V253L133 254H135V255H133V254H131V255H129V262H130V264H212L211 262H210V259H209V255H195V254H197V253H195V252H197V251H195V249H197V248H200V244H202L203 242H206V237H208L207 235L209 234H211L212 233V231L211 230H209V222H210V226H212L213 225V223H217V225H213L216 229H217V227L219 226V228L221 227V226H226L227 225V223H226V221L225 220H229L230 218L229 217H232L233 218V215L232 214H236V211L234 210H228V212H225L224 214L223 213H218L217 214V212H220V211H224L225 209H224V207H222L224 210H222L220 207V199L218 200V202H220L219 203V206H218V204H217V202H216V204H217V206H218V209H216L217 210V212L214 210L215 208H216V206H215V208L213 209V211L214 212H216L215 214H212V215H210L209 214V210H207V208L205 207V209L208 211H205L204 210V212L207 214L205 217H202L201 215H203L202 213H204L203 212V208H202V206H203V204H202V206L201 207H198V205H199V203L197 202L199 199L197 198L198 197V195L199 194H201L200 195V197L203 195V194H205L206 192L207 193H209V187L208 186H210L208 183H206L205 184V181L204 182H202L203 180H199L200 182H194L193 181V178H191V177H189L191 174L190 173H188V174H190V175H188L187 177H184V173L183 174H181L180 175V173H178L179 172V170L177 171V167H174L173 165V162H174V160H172L171 161V158H169L167 155H160V153H155V154H153V155H149V156H147V157H145V156H143V154L144 155H148L147 153H149L148 152V150L146 149V148H148L149 149V147H148V145L152 148V140L150 139V138H152V137H148V136H150V135H147V133H146V140L148 141V142H151V144L150 143H147V141L145 142V144H144V140H142V139H144L143 137H142V135H144L143 133L141 134V132L140 131H138V132H140V133H137V132H134L133 130L134 129H129V128H126V127H123V128H116V129H113L112 130V132H111V135H110V138H108V139H106L107 138V136H108V133H109V130H108V128L106 129V133H105V131L104 132H102V133H105L104 135H103V137L105 138V135H106V140L104 139L103 140V137H102V135H101V137H98L99 135L98 134H101L100 133V131H103V127H105V125L107 124H105L104 125V123H102V126H101V123L100 122H98V123H100V124H98L97 123V120L94 122V123H92V125H91V127L93 128V131L92 132H96V131H94V127H95V125H96V127L95 128H99L97 131H99V132H97L96 133V135H98L97 137L98 138H101L102 139V141H101V139H97V137H96V139L95 138H93V139H91V137L93 136V134H91L92 132H88V134H89V136H86L87 134H85V130H84V134H82L81 135V131L80 132H77V133H73V132H69V133H66V134H64L63 136H62V134H60L61 136V139H56L57 137L56 136H59V135H56V133L55 134H53V135H56L55 137L52 135V133H51V131H53V130H47V129H45V128H51V127H54V126H56L55 124H57L58 125V123H59V125L60 124H63V123H65V122H70L69 120L72 118V117H74L73 115H75V114H77V113H79V112H81V114L82 113H84L83 115H85L86 117H87V115L90 113H92V114H94V115H107L108 117H109V115H108V113L109 114H111V111H113V115H115V113L117 112H120L119 111V109L118 108H114V106H113V104H110L109 103V101L111 102V98L113 97V96H109V95H107V96H105L104 97V95H106L105 93H103V91L105 90V88L104 89H101L100 90V88H102L101 86H103V87H105V85L102 83V85L101 86H99V87H95V88H93L91 91L89 90V92H84V94H79V92L77 93V91H76V89L74 90V88L72 89V90H69L68 91V94H69V92H70V94H74V92L76 91V93H75V95L72 97L71 95H69L68 96V94H64V92L62 91V93L61 94H59V97H55V96H53L49 91H48V89H45L43 86H41V88L40 87H38V84H39V82L42 80V79H44V77H45V81L47 80V78L49 77V75L45 72L44 74H43V72ZM63 71V70H62ZM61 71V75L63 76V74H64V72H62ZM94 71V70H93ZM178 71V70H177ZM176 71V72H177ZM181 71V70H180ZM180 71H179V73H180ZM226 72V73H225ZM254 72V73H255ZM63 73V74H62ZM96 73H97V70H96ZM257 73H258V71H257ZM259 73H261V75H260V77H264V70H262L261 72H259ZM1 74V75H2ZM93 74V73H92ZM256 74V73H255ZM254 74V75H255ZM44 75V76H43ZM46 75L48 76L47 78H46ZM95 75V74H94ZM258 75V74H257ZM256 75V76H257ZM1 77H3V76H1ZM0 77V78H1ZM56 77H58V78H55V79H53L52 77V79H53V81H55L56 79H58L59 80V77L61 78V76H58L57 74H56ZM71 77H75V79L74 78H71ZM185 77V76H184ZM234 77V78H233ZM247 77H249L248 79H247ZM30 78L32 79V77H31V75H30ZM51 78H49L50 80H52ZM83 78H85L86 79V81H85V79L84 80H82ZM233 78V79H232ZM9 79V78H8ZM30 79V80H31ZM48 79V80H49ZM247 79V80H246ZM255 79H256V77H255ZM259 81L260 80H262L261 78L259 79V78H257ZM48 80H47V82H48ZM67 80H63V81H67ZM185 80V79H184ZM57 81V80H56ZM63 81H58V82H54V85H60V87L65 83V82H63ZM161 81V80H160ZM238 81V80H237ZM241 81H239L240 82V84H239V82H238V84H236L237 86H242V84H243V82H241ZM248 81V82H247ZM7 82V81H6ZM52 82V81H51ZM67 82H69V81H67ZM72 82V81H71ZM86 82V83H87ZM179 82H181L180 80H179ZM232 82V81H231ZM255 82H256V80H255ZM176 83V82H175ZM237 83V82H236ZM242 83V84H241ZM247 83H249V85L247 84ZM259 83V82H258ZM257 83V84H258ZM263 83V82H262ZM34 86H33V85ZM181 84V83H180ZM187 84H189L188 82L186 83V85ZM210 84V83H209ZM247 84V85H246ZM31 85V86H30ZM37 85V86H36ZM49 85H53V82L51 83V84H49ZM53 85V88H55V86ZM69 85V84H68ZM71 85V84H70ZM176 85V84H175ZM178 85V84H177ZM182 85L183 84H181V87H182ZM230 85V86H229ZM25 86H27V87H29V89L27 90V94L29 95L30 93H32V94H30V96H28L27 98L26 97H22L21 96V91H23V92H25L24 90H25ZM37 87V88H39V89H41L42 90V87H43V90L41 91L42 93H43V95L41 96V97H38V95H41V93H38V92H40V90L39 89H37L36 88V92L35 91H31V90H33V88L32 87ZM40 86V85H39ZM50 86V87H51ZM264 86V85H263ZM26 87V88H27ZM49 87V88H50ZM59 86H58V88H60ZM177 87V86H176ZM181 87H179V88H181ZM184 87V86H183ZM233 89H232V88ZM99 88V90L100 91H98L97 89ZM106 88H107V86H106ZM171 88H175L174 86H171ZM178 88V87H177ZM186 88V87H185ZM242 88V87H241ZM8 89V88H7ZM20 89H21V91H20ZM45 89V90H44ZM176 89V88H175ZM175 89H174V93H175ZM184 88H182V89H180V91L181 90H183ZM3 90L4 89H2V92H1V94H0V96L2 95V93H3ZM16 90V89H15ZM47 90V91H46ZM50 90H52V87L50 88ZM55 90V89H54ZM59 90V89H58ZM103 90V91H102ZM107 90V89H106ZM171 90V89H170ZM179 90V89H178ZM178 90L176 91V93L178 92ZM232 90V91H231ZM237 90H239V92L237 91ZM251 90V89H250ZM46 93H45V92ZM102 91V93L104 94L103 96H101V93H99V92H101ZM171 91H173V90H171ZM210 91V92H211ZM234 91V92H233ZM242 91V90H241ZM10 92V91H9ZM33 92H35V93H38V95L36 96L35 94V96L33 95ZM53 92V91H52ZM71 92H73V93H71ZM209 92V94H211ZM232 92H233V95H232ZM251 92H252V90H251ZM253 92H255V91H253ZM11 93H10V96H11ZM54 93H55V91H54ZM58 93V92H57ZM107 93V92H106ZM175 93V94H176ZM218 93L220 94L221 93V95L222 96H220V95H218ZM263 93V91L261 92V94ZM9 94V93H8ZM224 94H225V92H224ZM250 94H252V93H250ZM254 94V93H253ZM259 94V93H258ZM23 95V94H22ZM55 95H57L56 93H55ZM61 95V96H60ZM65 95H66V97H67V99H66V97H65ZM112 95V94H111ZM219 96V98H221V101L219 100V98H217L218 96ZM226 95V94H225ZM224 95V101H226V99H225V96ZM228 95H229V97H228ZM232 95V96H231ZM242 95V94H241ZM3 96V95H2ZM58 96V95H57ZM176 96H177V94H176ZM175 96V97H176ZM233 96V98H238L239 99V101H238V106H239V104H241L239 107L241 108H239V107H235V106H233V105H235V104H232V102H231V100L229 99V100H227L226 101V103L228 104V102H230L229 104H232V105H230V106H225L226 104L224 103V105H221V104H219L218 106H220L222 109H219V111H221V112H223V111H225V112H228V109L230 110V107L232 108V107H234V108H236V109H240V110H242V108L243 109H245V111H247V107H248V105H247V103L249 104V102H248V100L251 98V95H250V98L249 99H247L245 96L243 97V99H241V98H239L240 96H236V97H234ZM262 96H264V94L262 95ZM111 97V98H110ZM242 97V96H241ZM2 99V98H1ZM109 99V100H108ZM211 99H213V101H215V100H219V102L217 103V102H215V103H217V104H214V102L213 101H211ZM215 99V100H214ZM240 99L242 100V101H240ZM263 99H264V97H263ZM113 100H115L114 98L112 99V101ZM176 100V99H175ZM181 100V99H180ZM179 100V101H180ZM185 100V99H184ZM178 101V100H177ZM181 101H183V100H181ZM199 101V100H198ZM202 101H203V99H202ZM233 101V100H232ZM244 101V102H243ZM5 102V101H4ZM114 102V105H117L116 103H115V101H113ZM200 102V101H199ZM199 102H197V108H195L196 106V103H194V105H192V106H190V108H189V110L190 109H194V110H196L195 112L194 111H192V112H194L195 114L197 113V114H199L198 113V111L199 112H203V104H201V103H199ZM236 102V101H235ZM242 102V103H241ZM213 103V104H212ZM223 103V102H222ZM4 104V103H3ZM177 104H178V102H177ZM182 104V103H181ZM200 104V105H199ZM6 105V106H7ZM121 105V104H120ZM179 105V104H178ZM237 105V104H236ZM0 106H2V103H1V101H0ZM213 106H216V107H214V110H213ZM228 107V108H226L227 110H224L225 109V107ZM246 106V107H245ZM253 106H254V108H255V110H254V116L257 114V112H258V114L257 115H264L262 112H261V110L264 112V100L262 101L261 100V98H258L255 102H254V104H253ZM252 106V107H253ZM115 107H117V106H115ZM120 107V106H119ZM180 107V106H179ZM219 107V108H220ZM223 107H224V109H223ZM6 108V107H5ZM17 108V109H16ZM29 110H28V109ZM34 108H37L36 110H38V108L39 109H41L42 108V110L44 109V111H45V113H40V112H38V111H36ZM216 108V109H215ZM0 109H1V107H0ZM18 111L19 110V112H16V110ZM33 109H34V111H36V112H34V113H32V111H33ZM236 109H232L233 110V112H232V110H231V112L232 113H234V111L236 110ZM238 109V110H239ZM3 110V109H2ZM2 110H0V111H2ZM27 112V114H25V111ZM32 110V111H31ZM116 110V111H115ZM223 110V111H222ZM21 111H24V112H21ZM28 111L29 112H31L30 114H28ZM82 111H90L87 115L85 114V112H82ZM188 111V110H187ZM219 111H217V113H218V115L221 113V112H219ZM261 112V114H260V112ZM204 112H206V109L204 110ZM203 112V113H204ZM215 112V113H214ZM244 112V111H243ZM256 112V113H255ZM19 113V114H18ZM116 113V114H117ZM191 113V112H190ZM203 113H201V114H203ZM230 113V112H229ZM226 115L228 114V113H225ZM236 114V113H235ZM72 115V116H71ZM112 115V114H111ZM217 115V114H216ZM222 115H224L223 113H222ZM225 115V116H226ZM70 116H71V118H70ZM92 116V115H91ZM228 116V121H233L234 119H235V116H231V114L230 115H227ZM232 117L230 120H229V117ZM253 116V117H254ZM30 117H32L33 118V120L32 119H29ZM43 117H45V119L43 118ZM76 117V116H75ZM251 117H252V115H251ZM253 117H252V119H253ZM70 118V119H69ZM76 118H78V117H76ZM190 118V117H189ZM234 118V119H233ZM21 119V121H19ZM75 119V118H74ZM81 119V118H80ZM224 119H226V118H224ZM100 120V119H99ZM19 121V122H18ZM201 121H203V123H205L206 122V120L203 118ZM217 123H218V121H216ZM262 122V121H261ZM260 122V123H261ZM264 122V121H263ZM259 123V122H258ZM256 124V123H254L253 125H257L256 127H257V131H259V133H257L256 135H258L259 134V137H260V133H262L263 132V134H264V123H259V124ZM45 124V125H44ZM49 124V125H48ZM70 124H71V122H70ZM94 124V125H93ZM97 124H98V126H97ZM50 125H52V126H50ZM54 125V126H53ZM58 125V126H59ZM99 125H100V127H99ZM130 125V124H129ZM47 126H49V127H47ZM58 126H56V128L58 127ZM62 126H64V125H62ZM126 126V125H125ZM228 126V125H227ZM6 127V126H5ZM66 127V126H65ZM90 127V128H91ZM129 127H131V126H129ZM259 127H260V129H259ZM0 128V129H1ZM11 128V127H10ZM55 128V127H54ZM87 128H89V127H87ZM86 128V129H87ZM90 128H89V131H90ZM262 128V129H261ZM47 131H45V130ZM60 129H61V127H60ZM259 129V130H258ZM56 130V129H55ZM59 130V129H58ZM124 130V131H123ZM45 133H44V132ZM88 131V130H87ZM142 131V130H141ZM256 131V132H257ZM49 132V133H48ZM108 132V133H107ZM255 132V133H256ZM44 133V134H43ZM46 133H48V135L46 134ZM51 133V134H50ZM87 133V132H86ZM47 136H46V135ZM59 134V133H58ZM128 134V135H127ZM263 134H262V136H263ZM9 135L11 136V137H9ZM14 135V136H13ZM90 135H92V136H90ZM118 135H119V137L120 138H118ZM253 135H254V133H253ZM252 135V136H253ZM256 135L255 136H253L254 137V139H255V143L254 142H252V140L251 139H249V141H251V142H249L248 141V143H247V145L248 146H250V147H253V146H255V144H258L260 141H261V143L264 145V141H262V140H259L260 138L257 136V138H256ZM13 136V137H12ZM251 136V137H252ZM59 137V138H60ZM94 137V136H93ZM68 138V139H67ZM148 138V139H147ZM264 137H262V139H263ZM22 140H23V142H22ZM57 140H59V142L60 141H62L63 140V143L65 142V144L67 143L68 144V146H67V148L66 149H64V148H60V147H63V146H65V145H61V144H59V143H56V141ZM150 140V141H149ZM256 140H259V141H256ZM264 140V139H263ZM27 141H25V143H26ZM153 142H155L154 140H153ZM258 142V143H257ZM61 143V142H60ZM62 143V144H63ZM104 145H103V144ZM251 143V144H250ZM261 143H259L258 145H260ZM155 144V143H154ZM254 144V145H253ZM16 145V146H15ZM61 145V146H60ZM146 145V146H145ZM257 145V146H258ZM15 146V147H14ZM256 146V147H257ZM261 146V145H260ZM3 147H2V149H3ZM11 147H8V148H5L6 150L7 149H11ZM259 147V146H258ZM257 147V148H258ZM2 149H1V151H2ZM14 149H11V150H14ZM6 150H3V151H6ZM34 151V153H32V151ZM147 150V152L145 153V151ZM264 150V149H263ZM0 151V157H2L4 154H5V152L4 153H2ZM8 151V150H7ZM9 152V151H8ZM16 152V154L17 155H21V154H24L23 152L21 153V154H19V153H17ZM10 153V152H9ZM8 153V154H9ZM12 154V151H11V153H10V157L11 156H13L14 157V161L12 162L11 160H13L12 159V157H11V159H7V160H10L7 164H9L8 165V167H7V169L5 170V168H4V164H5V162H4V158H5V156H4V158H2V159H0V160H3L2 161V164H3V166H1V164H0V175L2 176L1 177V180H5V178H4V176H6V173H5V171H7L8 170V168H9V166H12L13 168H14V164L17 162L18 164H19V160H20V158H22L21 156L18 158L17 157V155H11ZM15 154V153H14ZM49 154V155H48ZM142 154V155H141ZM7 155V154H6ZM31 155V156H30ZM46 155H48V156H52V159H50V161L51 162H47V160H49V159H47L46 160V162H42V160H44L45 161V156ZM80 155H81V157L82 158H84V159H82V158H80ZM83 155V156H82ZM8 156V155H7ZM8 156V157H9ZM143 156V157H142ZM15 157H17L16 159H17V161H16V159H15ZM33 157H34V155H33ZM32 157V159H34ZM141 157V159H143L144 157V163L143 162H139V161H141V160H139V158ZM263 157H264V154H263ZM49 158H51V157H49ZM28 159V158H27ZM4 162V163H3ZM26 162V160L24 161V163ZM28 162V161H27ZM30 162V161H29ZM17 163H16V167L14 168V170L16 171V168H18V171L20 172L23 168L22 167H20L19 165H17ZM7 164H5V165H7ZM29 164V163H28ZM42 164V165H41ZM21 168V170H19L20 168ZM40 166V167H39ZM41 166H43V168L42 169H40L41 171H43V169H44V166L46 167L45 169H44V171L43 172H41L40 170H39V168H41ZM128 166L130 167L129 169H128ZM12 167H10L11 169H12ZM39 167V168H38ZM13 170V169H12ZM13 170V171H14ZM18 171H16L17 173H18ZM54 173H53V172ZM56 171H58V173H60V174H58ZM67 172V174L68 175H66L65 173ZM185 171V170H184ZM188 171V170H187ZM15 172V173H16ZM39 172H41V173H39ZM182 172H183V170H182ZM13 174L12 173V176L14 175H16V174ZM40 175H39V174ZM47 173V172H46ZM52 173V174H51ZM56 173V174H55ZM175 173H177L178 174V176L180 175L181 176V178L179 177V178H173V179H171V177H173V175L175 174ZM19 174V173H18ZM61 175V176H58V175ZM176 174V175H177ZM186 174V173H185ZM39 175V176H38ZM10 177V179L11 178H13V180H14V176L13 177ZM44 176V175H43ZM46 176H49V175H46ZM53 176V177H54ZM41 177V176H40ZM53 177L51 178V179H53ZM56 177V178H57ZM61 177H62V179H61ZM175 177V176H174ZM184 177V178H183ZM47 178H49V177H47ZM189 178H190V180H192V181H190L189 180ZM7 179V183H11L10 181H13L12 179L11 180H9L8 178H6ZM51 179H49V180H51ZM58 179H56L55 181H57L58 182ZM8 180H9V182H8ZM22 180H21V182H22ZM29 181V182H30ZM28 182V183H29ZM59 183V182H58ZM2 184H4L3 183V181H0V190L2 189V186H4V185H2ZM67 184V185H66ZM207 184H208V186H207ZM42 185V184H41ZM45 185V184H44ZM43 185V186H44ZM58 186H59V184H57ZM57 185H55V187H53V185L52 186H50V185H48V184H46L45 186H48V187H50V188H48V187H46L45 188V190L48 188V191H50L49 193L50 194H53V196L52 195H50V196H52V197H48L50 200H48L49 202H51L52 204L53 203H56V201H58L57 199L60 197H54V196H56V195H54V194H56L57 192H61V190H57V188H60L61 189V187L59 186V187H57L56 188V186ZM36 186L38 187L39 186V184L37 185L36 184ZM35 185H33L32 186V188H34V187H36ZM42 186V187H43ZM70 186V185H69ZM31 186H29V187H25L26 189H27V193H30L29 192V190H28V188H30ZM36 187V188H37ZM40 187V186H39ZM38 187V188H39ZM42 187H40L39 189H44V187L42 188ZM53 187V189H51ZM208 187V188H207ZM4 188V187H3ZM24 188V187H23ZM54 188H56V189H54ZM69 188V187H68ZM212 189L214 188V187H211ZM17 190H19V191H17L18 192V194H19V196L18 197H20V200L17 198V196H16V194L17 193H14V192H12L11 194H15L14 195V199H15V202H14V200L13 201H11L12 200V196H11V194H10V196H11V199H10V196L8 195L7 197H9V198H4L3 200H2V203L5 205V206H8V208L9 209H11V207H13V204L14 205H16L15 203H17L18 201H19V203L20 202H22L21 200H25V199H21V198H28V202H29V197H30V195H32L31 196V200L33 201V198H34V202H35V205H36V207H37V204H36V201L38 202V201H44V199H42V198H44V195H46V194H48V192L45 194H43V192H40V191H38V190H33V191H31V192H33L32 194H25L26 192H24L25 190L24 189H22V190H20V189H18V188H16ZM15 189V190H16ZM77 189V188H76ZM14 190V189H13ZM32 190V189H31ZM63 190V189H62ZM214 190V189H213ZM47 191V190H46ZM78 191V190H77ZM16 192V191H15ZM59 192V193H60ZM21 193L23 194H25V196H21ZM42 193V194H41ZM34 194V195H33ZM62 194V193H61ZM60 194V195H61ZM78 194H79V192H78ZM77 194V195H78ZM85 196H84V195ZM43 195V196H42ZM80 195H81V193H80ZM34 196V197H33ZM79 196V195H78ZM189 197V199H194L195 200V202H193V204H191V203H189V205H184V206H180V205H178V207H177V209H176V207H172V205L171 204H173V202H174V200H178V201H180L182 198L184 199L185 197ZM41 197V198H40ZM46 198H47V196H45ZM54 197V199H51V198H53ZM64 197H66V196H64ZM68 197V196H67ZM66 197V198H67ZM188 197L187 198H185V199H188ZM203 197V196H202ZM16 198H17V200H16ZM26 198V199H27ZM40 198V199H39ZM47 198V199H48ZM69 198V197H68ZM160 198H162L163 199V203L162 204H159L158 206H157V204L155 205V206H157V207H155V206H153V207H151V209H150V212L149 213H151V214H149L148 213V215H150V217H152V216H156V217H158L159 219H165L167 222H169L168 220H169V218H173V216L174 215H176V216H174V218L176 219V221H178L177 222V224L179 223V226H176V227H174V225L175 224H173V229H171V230H169L166 226H167V224H166V222H165V224H166V228L167 229H165L164 230V228H161V227H159L158 225V227H156L155 225V222L156 221H154V220H156V219H158V218H154V220L152 219V218H149L150 220L152 219V221H154V224L155 225H152V221H149V222H151V225H150V227H149V225H141V221L143 220V219H138V218H140L138 215H140L141 216V214H136L137 216H138V218H137V221H138V223L140 222V224H137L135 221V223L133 224V222H132V224H131V221H133V216H132V220L130 221L129 219H127L126 220V218L125 219H123V220H125L126 222V224H125V226L123 227V228H121V226L119 227V226H117V227H115L116 229H114V226H115V224H114V222H115V220L116 219H118L119 220V218H121V217H123V216H126V211H129L130 209H129V207L132 205V206H134L133 205V203L135 202V201H138L139 202V200H147V199H155V202H156V200H161ZM211 198H213V197H211ZM42 199V200H41ZM56 199V200H55ZM61 199H62V201L63 200H65V198H63L62 197V195H61ZM77 199V198H76ZM216 199V198H215ZM31 200H30V202H31ZM46 200V199H45ZM51 200H53V202L51 201ZM60 200V199H59ZM67 200V199H66ZM65 200V201H66ZM150 200V201H151ZM214 200V199H213ZM217 200V199H216ZM215 200V201H216ZM17 201V202H16ZM27 201H23V202H27ZM42 201V202H43ZM55 201V202H54ZM78 201H79V199H78ZM89 201V202H88ZM208 201H210V200H208ZM207 201V199H206V202H208ZM80 202V201H79ZM205 202V201H204ZM224 202V201H223ZM39 203V202H38ZM51 203H49V205H50V207H51ZM58 203V202H57ZM56 203V204H57ZM60 203V202H59ZM59 203H58V205H59ZM62 204H65V202L63 203V202H61ZM77 204H78V206L80 205L78 202H76ZM76 203H74L75 205H76ZM90 204V205H87V204ZM157 203V202H156ZM203 203V202H202ZM8 204V205H7ZM18 204V203H17ZM28 203H26L25 205H27ZM31 204V203H30ZM29 204V205H30ZM55 204V205H56ZM62 204H61V207H63L62 206ZM87 206H86V205ZM135 204V203H134ZM153 204V203H152ZM212 205H209V206H212L213 207V203H211ZM215 204V205H216ZM48 205V202H47V204H46V206ZM49 205H48V207H49ZM54 205V204H53ZM54 205V206H55ZM154 205V204H153ZM225 205V204H224ZM23 206H24V204H23ZM45 206V207H46ZM54 206H52V207H54ZM152 206V205H151ZM206 206V205H205ZM19 207V206H18ZM18 207H17V209H18ZM33 207V206H32ZM44 207V206H43ZM51 207V208H52ZM57 207V206H56ZM65 207H69L68 205H67V203H66V206ZM74 207V206H73ZM72 207V208H73ZM148 207V206H147ZM232 207V206H231ZM13 208H16V207H13ZM50 208V209H51ZM75 208H77V206L76 207H74V210L72 211L70 208H66L67 210H68V212H70L69 214H72V212L74 213V211L76 210ZM150 208V207H149ZM219 208H220V210H219ZM38 209V208H37ZM36 209V211H38ZM40 209V208H39ZM60 209L61 208H58L56 211H54L53 213H57L58 215L57 216H55L54 215V220L56 221V223L55 224H53V229L51 228V229H49V227H51V226H47V224H48V220L46 221V219L44 218V220L46 221H44L45 223H43V226H40L39 228L41 229V231H40V229H38V226L37 227H35L36 229H34V228H32L33 229V233L35 234L36 232V235L38 234V233H42L43 232V230H45V231H51V233H52V230H54V232H55V230H59V228H60V226H61V223H62V228H63V224H64V221L65 222H67V219H69L70 218V216L68 217V215H65L67 212H64L63 210V215H62V211H60ZM64 209V208H63ZM70 209V210H69ZM145 209V208H144ZM209 209V208H208ZM238 209V208H237ZM236 209V210H237ZM241 209V208H240ZM15 210V209H14ZM20 210V209H19ZM23 210V209H22ZM32 210V209H31ZM35 210V209H34ZM53 210H54V208H53ZM59 210V213L61 212V214H59L57 211ZM82 210H83V208H82ZM146 210V209H145ZM176 210V211H175ZM179 210V211H178ZM202 212H201V211ZM30 211V210H29ZM40 211V210H39ZM42 211V210H41ZM50 211V210H49ZM81 211V210H80ZM131 211V210H130ZM129 211V212H130ZM201 213H200V212ZM211 211V210H210ZM211 212V213H214V212ZM225 211H227V210H225ZM232 212V214H231V216H230V213ZM16 212V211H15ZM44 212H46V211H43V214L41 213V215H45V213ZM139 212V211H138ZM230 212V213H229ZM238 212H240L239 210H238ZM237 212V213H238ZM19 213V212H18ZM21 214H17L16 216H13V225H17L18 224V226H19V224H20V222L22 223L23 221H25V222H27L28 220H30V219H32L33 217H30V218H28L29 216H32V214H28V215H23V212H20ZM25 213V212H24ZM35 213H37V212H35ZM47 213V212H46ZM141 213V212H140ZM143 213V212H142ZM147 213V212H146ZM180 213H183L182 214V216L184 217V219H180L179 217L181 216L180 215ZM200 213V214H199ZM227 213H229V215L227 214ZM40 214V213H39ZM68 214V213H67ZM217 214V215H216ZM227 215V216H229L228 218H225V217H227L226 215L223 217V219H221V215ZM240 214V213H239ZM20 215V216H19ZM40 215V216H41ZM60 215H61V217L63 216V217H65V216H67V219H66V217H65V219L64 220H62L63 219V217L62 218H60ZM127 215L129 216V213H127ZM142 215H144V221H146V217H145V212H144V214H142ZM163 215H165L164 217H163ZM214 215H216V219H218V218H220L219 220H221L220 221V223H222V225H220V223H219V221L217 220V222H216V219L215 218H213L212 219V216L214 217ZM218 215L220 216V217H218ZM33 216H34V214H33ZM52 216V215H51ZM59 216V217H58ZM89 216H91L90 218L91 219H85V218H88ZM181 216V217H182ZM211 216V218H209ZM237 216H238V214H237ZM45 217H48V216H45ZM136 217V216H135ZM161 217V218H160ZM182 217V218H183ZM234 217H236V215H234ZM239 217V216H238ZM26 218H28V219H26ZM40 218V217H39ZM41 218H42V216H41ZM141 218H143V217H141ZM237 218V217H236ZM161 219V220H162ZM209 219H210V221H209ZM213 221H212V220ZM215 219V220H214ZM225 219V220H224ZM113 221L114 220V222H109V221ZM134 220H136V219H134ZM180 220V221H179ZM222 220H224V222L222 221ZM42 221H43V219H42ZM117 221V220H116ZM122 221V220H121ZM157 221H160V220H157ZM164 221V220H163ZM171 221V220H170ZM232 221V220H231ZM40 222V221H39ZM50 222H51V219H50ZM49 222V223H50ZM69 223H70V219H69V221H68ZM67 222V224H69ZM108 222H109V225H110V228H113L114 230H112V229H104V223L106 224H108ZM146 222H148V220L146 221ZM145 222V223H146ZM162 221H160V223H161ZM212 222V223H211ZM227 222H230V220L229 221H227ZM42 223V222H41ZM117 223V222H116ZM119 223V222H118ZM174 223V222H173ZM219 223V224H218ZM225 225H224V224ZM257 223V222H256ZM23 224H24V222H23ZM66 224V223H65ZM106 224V225H107ZM114 224V226H112V225ZM122 224V223H121ZM137 224V225H136ZM147 224V223H146ZM149 224V223H148ZM162 224V223H161ZM171 224V223H170ZM245 223H243V227L245 228V230H246V234L248 233V231H249V229H247L248 228V226L247 227H245V225H244ZM250 224H251V222H250ZM12 225V226H13ZM34 225V224H33ZM51 225H52V222H51ZM70 225V224H69ZM104 225V226H103ZM117 225V224H116ZM122 225H124V224H122ZM172 225V224H171ZM254 225V224H253ZM256 225V227L255 226H253V228L255 229V231H257L256 230V228H257V226H259V225H257V224H255ZM17 226V228H19ZM97 226H98V228H97ZM112 226V227H111ZM194 226H201V231H200V233H199V229H197V230H195L196 232L198 231V233L200 234V236L198 235V236H196V235H194L192 232H190V228L191 227H194ZM212 226V229L214 228ZM20 227H21V225H20ZM80 227H82L81 229H80ZM101 227V228H100ZM121 228V229H119V230H117V228ZM171 227V226H170ZM169 227V228H170ZM202 227H203V229H204V231L202 232ZM240 227V226H239ZM242 226L240 227L241 229L243 228ZM56 228V229H55ZM64 228H65V226H64ZM93 228H95L94 230H96L97 231V229H99L100 228V230L101 229H103L104 231V233L102 232V230L98 233V232H96V231H94L93 230ZM97 228V229H96ZM105 228H109V226L108 227H105ZM218 228V229H219ZM223 228V227H222ZM237 229H239L238 227H236ZM235 228V230H234V232H236L237 234H235V233H233V231H231L233 234H234V236H235V238H236V236L238 235V237H243L244 235H242V236H240V232L239 231H242L241 229L239 230V231H237V229ZM252 228V226H251V228L250 229H253ZM68 229V228H67ZM67 229H66V231H67ZM207 231H206V230ZM211 229V228H210ZM259 229H260V227H259ZM264 229V228H263ZM19 230V229H18ZM21 230V229H20ZM215 230V229H214ZM220 230H222L221 228H220ZM245 230H243V231H245ZM248 230V231H247ZM63 231H65V230H63ZM74 231V230H73ZM216 231V230H215ZM215 231H213V232H215ZM253 230H251V231H249V233L250 232H252ZM254 231V232H255ZM261 231H262V229H261ZM57 232V231H56ZM60 232L61 231H59V234H60ZM94 232H96V233H94ZM101 232H102V234H101ZM206 232V233H205ZM218 232V231H217ZM262 232H264V231H262ZM261 232V233H262ZM4 233V232H3ZM44 233V232H43ZM48 233H50V232H48ZM201 233H203V234H201ZM205 233V234H204ZM228 234H229V243H230V245H231V247L233 248V250L235 251V253L237 252V247H238V245H237V247L234 249V246H233V240H230L231 238L232 239H234L233 237V234H232V236L230 235L231 233L230 232H227ZM240 233V234H239ZM253 233V232H252ZM251 233V236L253 235ZM258 233H260V230H259V232ZM257 233V234H258ZM260 233V234H261ZM222 234V233H221ZM246 234H245V238H246ZM255 234H256V232H255ZM253 235V237L255 236V237H258V236H260V235ZM40 235V234H39ZM46 235H48L47 234V232H46ZM53 235V233L50 235V236H52ZM212 235L213 234H211L209 237H212ZM42 236V235H41ZM216 236V235H215ZM226 236V237H227ZM247 236H250V234L249 235H247ZM47 237H49V236H47ZM52 237H54V236H52ZM208 237V238H209ZM217 237V236H216ZM216 237H214V238H216ZM231 237V238H230ZM254 237V238H255ZM217 238H219V237H217ZM249 238V237H248ZM77 239L75 240V241H77ZM109 239H111V241L109 240ZM211 239V238H210ZM220 239H222V238H220ZM68 240H70V239H68ZM81 240L80 241H77V243H75L76 245L78 244V242H81ZM107 240H109V241H107ZM204 240V241H203ZM208 240V239H207ZM216 240H219V239H216ZM228 241V238L227 239H225V241ZM237 240V239H236ZM71 241V240H70ZM69 241V242H70ZM107 241V242H106ZM230 241H232V243L230 242ZM235 241V240H234ZM238 241V240H237ZM240 241V240H239ZM245 241V240H244ZM104 242H106V243H104ZM247 242H248V239H247ZM246 242V243H247ZM63 243V242H62ZM68 243V242H67ZM71 243V242H70ZM74 243V242H73ZM92 243H94L93 244V246H90V245H92ZM107 243H109L108 244V246H110L109 248H108V246L106 245ZM236 243H238V242H236ZM239 243H241V244H243L244 245V242L242 243V242H239ZM238 243V244H239ZM65 244H66V242H64V246H65ZM81 244L83 245V243L81 242ZM121 244H122V242H121ZM205 244H207V242L205 243ZM205 244H202V246L203 245H205ZM225 244V243H224ZM248 244H249V242H248ZM248 244H246L245 245V248L244 249H247V251H250L251 252V250L252 249H250V250H248V248H246V246L248 245ZM67 245V244H66ZM76 245H74L75 247H76ZM115 245V244H114ZM217 245V244H216ZM234 245H236V244H234ZM240 245V244H239ZM63 246V247H64ZM70 246V245H69ZM73 246V245H72ZM73 246V247H74ZM118 246H120V245H118ZM118 246H116V249L118 248H120L118 251L116 250V253H115V251H114V248H112V250L113 251H111V255L112 256H114V258L115 257H117V255H118V258H119V261H122V260H120L121 258H123V260H124V258L126 257V252H124L123 250V247L121 248V247H118ZM207 246V245H206ZM206 246H204L205 248H206ZM253 246H255V245H253ZM252 246V247H253ZM58 247V246H57ZM78 247V246H77ZM77 247H76V249H77ZM81 245H80V248H79V251L81 252L84 248L82 247V249H81ZM115 247V246H114ZM204 247H202V248H204ZM240 248H243V247H241V246H239ZM251 247V246H250ZM55 248V247H54ZM231 248V249H232ZM239 248V249H240ZM254 248V247H253ZM263 248V247H262ZM66 249H67V247H66ZM87 249V248H86ZM85 249V250H86ZM212 249V248H211ZM211 249H207L206 248V250H211ZM229 250H231L230 248H228ZM227 249V250H228ZM255 250H256V248H254ZM75 250V249H74ZM89 249H87V251H88ZM98 250V249H97ZM195 252H194V251ZM201 250V248L198 250V251H200ZM204 250V249H203ZM206 250H204L203 251V253L206 251ZM226 250V251H227ZM233 250L232 251H230V252H233ZM254 250V251H255ZM67 251H68V249H67ZM69 251H70V249H69ZM76 251V250H75ZM90 251V250H89ZM213 251V250H212ZM239 251V250H238ZM244 252L243 250H240L239 252ZM246 251V252H247ZM261 251V250H260ZM66 252V251H65ZM95 252V251H94ZM97 252V251H96ZM98 252V253H99ZM106 252H104L103 253V255L105 254L106 255ZM163 252H164V255L162 256V257H164V258H162V260L160 259H157L156 257L158 256H160L161 255V253L163 254ZM167 252H169L170 253V255H165V253H167ZM224 252V251H223ZM229 252V251H228ZM229 252V253H230ZM256 252H257V250H256ZM264 252V251H263ZM54 253V252H53ZM76 253V252H75ZM74 253V254H75ZM82 254H81V256L84 254V252H81ZM91 253H92V251H91ZM110 253V252H109ZM109 253H107L108 255H109ZM199 253V252H198ZM202 253V252H201ZM206 253V252H205ZM229 253H228V255H227V253H225L228 257H229ZM238 253V252H237ZM236 253V255H238ZM249 253V252H248ZM73 254V255H74ZM76 254H80V253H78V251H77V253ZM86 254V253H85ZM88 254V253H87ZM168 254V253H167ZM223 254V253H222ZM252 254V253H251ZM254 254V253H253ZM252 254V255H253ZM257 254V253H256ZM259 254V253H258ZM70 255H72V252H71V254ZM72 255V256H73ZM89 255H91V254H89ZM99 255L101 256L102 254H100L99 253ZM98 255V256H99ZM116 255V256H115ZM119 255H124V256H121V257H119ZM225 255V256H226ZM231 255H234V252L233 253H230V256ZM242 255H244L243 253H242ZM246 255V254H245ZM250 255V254H249ZM261 255V254H260ZM71 256V257H72ZM94 256V255H93ZM97 256V255H96ZM95 256V257H96ZM223 256V255H222ZM225 256H223V257H225ZM235 256V255H234ZM239 256V255H238ZM238 256H236V257H238ZM241 256V255H240ZM248 256V255H247ZM83 257V256H82ZM85 257V256H84ZM87 258L86 259H89L90 260V262L89 263H91V258H89L88 256H86ZM249 257V256H248ZM248 257H247V259L245 258L244 260L245 261H243V263L244 262H246V260H248ZM251 257V256H250ZM68 258V257H67ZM77 258V257H76ZM80 258V257H79ZM93 258V257H92ZM101 257H99V261L102 259H100ZM104 258V257H103ZM113 258V257H112ZM111 258V259H112ZM113 258V260H111L110 261V264L112 263V264H114V263H116V264H119L120 262L118 261V262H112V261H117V259L118 258H116V259H114ZM210 258H212V257H210ZM220 258H221V256L219 255V260H220ZM241 258H243V257H241ZM260 258V257H259ZM74 259V258H73ZM72 258H71V260H73ZM84 259V258H83ZM86 259H84V261L86 260ZM94 259V261H95V258H93ZM110 259V258H109ZM108 259V260H109ZM126 259V258H125ZM238 259V258H237ZM250 259V258H249ZM251 259H253V258H251ZM263 259V258H262ZM65 260V259H64ZM68 260V259H67ZM69 260H70V258H69ZM68 260V261H69ZM97 259H96V261H98ZM105 261L107 260V258L106 259H104ZM107 260V261H108ZM241 260V259H240ZM256 260H258L257 259V257H256ZM81 261H82V259H81ZM87 261V260H86ZM94 261H92L93 262V264H97L96 263V261L94 262ZM104 261V262H105ZM237 261V260H236ZM259 261V260H258ZM72 261H70V263H71ZM101 262H103V260H101ZM99 263V264H108L109 263V261L108 262H105V263ZM123 262V261H122ZM125 262V261H124ZM255 262H257V261H255ZM254 262V263H255ZM261 262V260L259 261V263ZM74 263H76V262H74ZM74 263H72V264H74ZM84 263V262H83ZM215 264H217L216 262H214ZM213 263V264H214ZM241 263V262H240ZM247 263V262H246ZM250 263V262H249ZM248 263V264H249ZM253 263V262H252ZM262 263V262H261ZM86 264H88V262L86 263ZM235 264H236V262H235Z\"/></svg>","mask_w":264,"mask_h":264}]
</instances>
